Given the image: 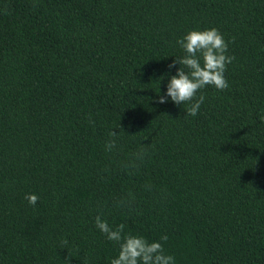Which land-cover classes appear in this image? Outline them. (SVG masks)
Masks as SVG:
<instances>
[{
    "label": "trees",
    "instance_id": "obj_1",
    "mask_svg": "<svg viewBox=\"0 0 264 264\" xmlns=\"http://www.w3.org/2000/svg\"><path fill=\"white\" fill-rule=\"evenodd\" d=\"M213 27L229 87L158 103ZM98 215L176 264H264V0H0V264H110Z\"/></svg>",
    "mask_w": 264,
    "mask_h": 264
},
{
    "label": "clouds",
    "instance_id": "obj_2",
    "mask_svg": "<svg viewBox=\"0 0 264 264\" xmlns=\"http://www.w3.org/2000/svg\"><path fill=\"white\" fill-rule=\"evenodd\" d=\"M177 44L183 50L181 57L168 65L171 70L180 65L175 75H172L167 84L165 95H158V103L168 102V97L176 105L190 103L186 109L187 116L195 117L205 96L197 94L207 86H213L223 91L229 87L225 77L227 66L235 59L234 55L228 54L229 44L223 34L215 27L204 30H191ZM164 77H161L159 85ZM91 122V121H90ZM117 129H122L121 125ZM120 132L116 129L109 132V141L106 149L111 150L116 146ZM144 152V149H141ZM25 199L30 205L35 206L39 200L36 194H27ZM95 226L103 233L109 241L119 245V252L116 258L111 259L110 264H176L173 254L166 252L160 241H149L139 234H125V224L112 226L106 219L96 216ZM168 237L162 236V241ZM68 241L65 240L64 244Z\"/></svg>",
    "mask_w": 264,
    "mask_h": 264
}]
</instances>
